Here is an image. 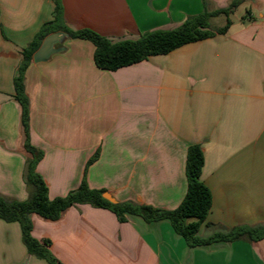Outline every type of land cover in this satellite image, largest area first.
<instances>
[{
    "label": "crops",
    "instance_id": "0c3cea01",
    "mask_svg": "<svg viewBox=\"0 0 264 264\" xmlns=\"http://www.w3.org/2000/svg\"><path fill=\"white\" fill-rule=\"evenodd\" d=\"M231 1L61 3L68 28L120 41L175 29ZM53 10V0H0V195L18 201L28 197V154L12 82L21 50ZM236 10L225 34L114 72L95 66L90 42L70 38L48 61H31L29 138L43 152L37 172L49 199L75 189L85 172L89 188L116 203L174 210L186 192L187 149L199 145L200 181L211 194L199 235L264 225V0H244ZM32 222V236L48 240L61 264H264V239L190 248L168 221L132 216L120 223L88 205L69 208L55 222L37 216ZM0 264L48 263L27 253L17 223L0 220Z\"/></svg>",
    "mask_w": 264,
    "mask_h": 264
},
{
    "label": "trees",
    "instance_id": "16d2710c",
    "mask_svg": "<svg viewBox=\"0 0 264 264\" xmlns=\"http://www.w3.org/2000/svg\"><path fill=\"white\" fill-rule=\"evenodd\" d=\"M52 20L44 23L33 40L24 47L21 63L13 78V98L20 107V123L23 132V148L28 154L23 171V182L28 193L25 201L0 195V220L6 223H17L21 240L27 253L48 264H61L51 253L48 240H37L32 236V216L43 220L58 221L63 213L71 207L88 205L105 209L113 213L120 223L136 216L146 223L168 221L176 234L181 236L188 247H205L217 243L247 241L250 243L264 239V225L238 226L229 230L217 231L209 236L199 235L201 225L205 222L211 208V194L200 181L204 157L199 145H190L185 159L186 192L179 206L174 210L157 209L131 202L112 204L102 195L104 190L89 188L85 172L80 184L65 196L49 199L48 189L37 165L43 158V152L33 147L29 136L30 103L25 92V72L32 61L33 54L39 49L42 41L56 32L66 33L68 38L85 40L94 47L93 62L100 70L114 72L149 57L166 55L184 45L199 42L215 35H223L231 26L230 16L244 2L232 0L227 7L212 12L204 11L190 16L172 30H154L141 34L137 39L114 41L103 37L90 29L72 30L63 22L61 0H53ZM218 16L225 17V24L217 29H210L209 20ZM98 158L96 152L87 163V167ZM86 171V170H85Z\"/></svg>",
    "mask_w": 264,
    "mask_h": 264
},
{
    "label": "water",
    "instance_id": "95a60500",
    "mask_svg": "<svg viewBox=\"0 0 264 264\" xmlns=\"http://www.w3.org/2000/svg\"><path fill=\"white\" fill-rule=\"evenodd\" d=\"M66 39H68V35L62 32H56L48 35L42 41L39 49L33 54L32 62H46L50 59L52 55L62 52L64 50L62 44ZM102 197L112 204L116 203V201L108 193H104Z\"/></svg>",
    "mask_w": 264,
    "mask_h": 264
},
{
    "label": "rangeland",
    "instance_id": "374dc122",
    "mask_svg": "<svg viewBox=\"0 0 264 264\" xmlns=\"http://www.w3.org/2000/svg\"><path fill=\"white\" fill-rule=\"evenodd\" d=\"M242 14H243V11H242L241 8H239L231 16V19L236 21ZM224 24H225V17L224 16H218L216 18H212V19L209 20L210 29H215V28H218V27H222Z\"/></svg>",
    "mask_w": 264,
    "mask_h": 264
}]
</instances>
